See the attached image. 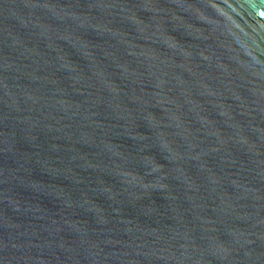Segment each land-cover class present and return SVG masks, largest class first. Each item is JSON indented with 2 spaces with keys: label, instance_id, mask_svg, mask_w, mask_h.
Instances as JSON below:
<instances>
[{
  "label": "water",
  "instance_id": "95a60500",
  "mask_svg": "<svg viewBox=\"0 0 264 264\" xmlns=\"http://www.w3.org/2000/svg\"><path fill=\"white\" fill-rule=\"evenodd\" d=\"M0 264H264V0H0Z\"/></svg>",
  "mask_w": 264,
  "mask_h": 264
}]
</instances>
